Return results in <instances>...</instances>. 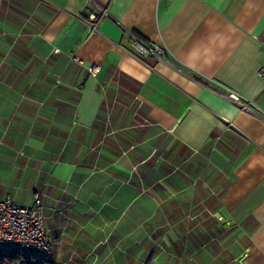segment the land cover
Listing matches in <instances>:
<instances>
[{"label":"crops","instance_id":"obj_1","mask_svg":"<svg viewBox=\"0 0 264 264\" xmlns=\"http://www.w3.org/2000/svg\"><path fill=\"white\" fill-rule=\"evenodd\" d=\"M261 42L264 0H0V199L54 264H264Z\"/></svg>","mask_w":264,"mask_h":264},{"label":"built area","instance_id":"obj_2","mask_svg":"<svg viewBox=\"0 0 264 264\" xmlns=\"http://www.w3.org/2000/svg\"><path fill=\"white\" fill-rule=\"evenodd\" d=\"M106 13L105 7L98 13L88 10L83 12L81 19L86 24L88 33L97 30ZM132 37L136 54L168 61L163 47L136 35ZM261 46L264 47V42H261ZM75 60L79 62V59L75 58ZM88 70L91 74H95L98 68L90 67ZM259 74L264 78V69H260ZM228 97L238 103L241 109H249L252 105L250 101L243 100L232 91L228 93ZM19 154L22 155L23 152L20 151ZM10 251L21 256L38 257L49 264H54L51 240L44 227V210L39 193L35 195L33 204L29 207L19 206L8 197L0 199V254Z\"/></svg>","mask_w":264,"mask_h":264},{"label":"trees","instance_id":"obj_3","mask_svg":"<svg viewBox=\"0 0 264 264\" xmlns=\"http://www.w3.org/2000/svg\"><path fill=\"white\" fill-rule=\"evenodd\" d=\"M0 264H49L38 257L21 256L16 252L10 251L0 254Z\"/></svg>","mask_w":264,"mask_h":264}]
</instances>
